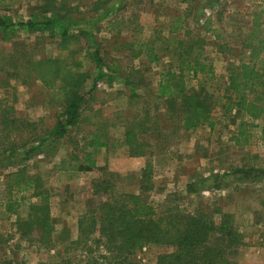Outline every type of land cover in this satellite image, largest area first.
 <instances>
[{"label": "rangeland", "instance_id": "1", "mask_svg": "<svg viewBox=\"0 0 264 264\" xmlns=\"http://www.w3.org/2000/svg\"><path fill=\"white\" fill-rule=\"evenodd\" d=\"M92 1L66 0L69 4ZM27 3L34 2L0 0V14L10 16L15 23L25 20L29 15ZM120 3H127L126 8L116 13ZM205 3L206 0H113L107 9L95 14L97 17L91 15L92 18L77 24L76 29L84 30L94 25V46L97 45L106 65L103 71L110 75L107 68L116 66L118 74L110 82L105 78L97 83L91 94L93 99L85 106L78 125L69 128L61 140L50 139L43 144L42 154L21 163L20 149L13 159L0 149V264L55 262L57 253L76 240L78 217L104 200L102 194L92 195L94 190L91 188L102 181L109 183L115 194H139L157 214L169 209L192 213L202 209L205 203L209 209L215 206L234 214L242 234V246L234 260L237 264H264V247L259 244L261 223H257L261 221L262 212L258 210L260 200L256 195L263 192L264 182L244 183L233 174L244 166L264 167L262 141L253 145H239L235 141L237 126L249 119L234 111L223 115L218 109L212 129L203 127L194 132L180 129L155 98L159 74L175 59L172 55L163 56L159 64H154L143 56L132 57L131 51L123 46L126 41L148 39L154 30H162L163 36L172 37L167 34L170 23L176 17L184 19V26L206 39L203 54L208 57L223 88L229 69L236 67L242 59L239 48L250 33L249 27L254 22L262 23L261 28L254 29L258 30L255 35L264 33V0H221L212 8L206 7ZM120 18L126 23L110 27V23L118 22ZM215 35L219 36L218 40L214 39ZM86 43L88 40L82 42ZM73 49L78 51L80 44ZM56 54L57 49L50 41L36 39L23 30L18 31L11 42L0 40V78L5 80L8 77L5 73L11 74L13 68L18 71L19 78L9 81L12 85L10 99L15 115L33 123L32 130L38 135L56 124L60 106L54 99L55 92L36 80L24 83L23 76L27 61ZM75 57L81 59L84 71L95 73L89 58L83 59L79 54ZM125 77L138 98L129 100L130 86L123 82ZM91 86V81L86 82L84 91H89ZM4 93L7 95V90ZM138 121H144L149 128L138 138L139 142L148 145L144 149L147 156L130 157L129 147L124 145V132L126 126ZM97 133L107 137H104L108 141L106 148H88L87 137ZM22 135L24 143L28 136ZM14 142L21 145L17 138ZM87 153L91 165L85 163ZM23 166H27L30 175L37 177L39 198H31V192L17 194L12 188L9 176ZM146 166L150 167L148 189L140 177ZM13 201L16 203L12 211L7 212L5 204ZM42 202L48 205L51 218L48 248L43 243L19 239L14 225L16 217H26L30 203L40 205ZM92 237L88 243L93 255L101 257L104 253L100 248L97 250ZM170 251L165 247H143L131 261L156 264L159 254ZM79 259L83 261V256Z\"/></svg>", "mask_w": 264, "mask_h": 264}, {"label": "trees", "instance_id": "2", "mask_svg": "<svg viewBox=\"0 0 264 264\" xmlns=\"http://www.w3.org/2000/svg\"><path fill=\"white\" fill-rule=\"evenodd\" d=\"M28 1L34 3H27L29 15L25 20L15 23L10 16L0 14V40L11 42L16 33L23 30L27 35L41 41L48 40L55 46L56 56L27 61L23 82L36 80L52 93L55 92L54 99L58 100L60 110L56 124L38 135V132L32 130L35 127L33 123L15 115L14 103L10 99L12 85L9 81L19 78L18 71L13 68L11 74L5 73L8 75L5 80L0 78V149L4 150L3 153L8 152L10 159L17 156L20 149L23 155L21 163L42 154L41 146L50 139L59 141L69 128H75L85 106L93 99L91 94L97 83L105 78L109 82L114 80V75L119 70L116 66H110L107 68L111 71L110 75L103 71L106 65L100 57L97 45L94 46V25L89 30L76 29L80 21L97 17L113 0H94L89 4H69L66 0ZM220 1L206 0L205 6L212 8L219 5ZM126 4L120 3L115 9L116 13L125 9ZM118 20L110 23V27H119L126 23L121 18ZM183 20L176 17L170 23L167 34L172 37L163 36L162 30H154L142 42L126 41L123 44L131 51L132 57L143 56L154 64H159L163 56L172 55L175 59L174 63L163 67L165 69L159 74L155 91L157 102L162 104L168 118L186 132H194L203 127L212 129L218 109L223 115L230 111L241 113L249 122H241L237 126L236 143H264V33L256 36L258 30H254L261 28L262 23L254 22L249 27L250 33L239 48L242 50V59L236 67L229 69L222 88L208 57L203 54L206 39L192 33L184 26L186 23ZM214 39L218 40L219 36L215 35ZM84 40L89 43L82 44ZM78 44L80 49L77 51L73 46ZM76 54L91 60L96 70L94 74L83 70L81 59L76 58ZM67 55L68 59L65 58ZM88 81L92 82V86L89 91H84ZM123 82L130 86L129 100L138 98L128 77ZM148 131L144 121L126 126L124 145L129 147L130 157L147 156L144 149L148 145L144 141L139 142L138 138ZM22 134L28 136L24 143ZM104 137L107 138L99 133L89 135L88 148H106L108 141ZM14 138L21 145L17 146ZM85 163L92 164L88 153ZM149 170L150 167L146 166L140 175L141 182L145 183L147 189ZM233 174L239 176L240 179L237 180L244 183L264 182V167L244 166ZM9 179L17 194L31 192V198H39L41 195L37 192L38 179L27 172V166L12 173ZM91 188L94 190L92 195L102 194L104 200L78 217L76 240L57 253L55 262L39 264H134L131 258L148 246L171 250L159 254L156 264H237L234 257L242 246V234L237 228L234 214L226 213L215 206L209 209L207 203L202 205V209H196L192 213L169 209L163 214H157L139 194H115L110 184L105 181L96 182ZM146 188L144 187V191ZM262 191L256 194L260 200L258 210L262 212L261 221L256 222L261 223L259 244L264 247V190ZM15 203H6L5 210L11 212ZM28 209L25 218H15L16 234L19 239L29 243H43L48 248L51 237L48 205L45 202L40 205L30 203ZM91 237L97 250L100 248L103 251L104 255L101 257L93 255L92 247L88 243ZM81 256L83 261L79 259Z\"/></svg>", "mask_w": 264, "mask_h": 264}]
</instances>
